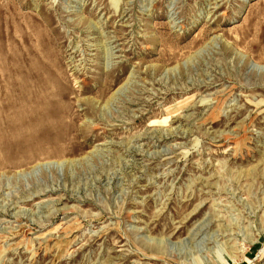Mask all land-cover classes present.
Wrapping results in <instances>:
<instances>
[{
    "label": "rangeland",
    "instance_id": "obj_1",
    "mask_svg": "<svg viewBox=\"0 0 264 264\" xmlns=\"http://www.w3.org/2000/svg\"><path fill=\"white\" fill-rule=\"evenodd\" d=\"M0 264H264V0H0Z\"/></svg>",
    "mask_w": 264,
    "mask_h": 264
},
{
    "label": "bare ground",
    "instance_id": "obj_2",
    "mask_svg": "<svg viewBox=\"0 0 264 264\" xmlns=\"http://www.w3.org/2000/svg\"><path fill=\"white\" fill-rule=\"evenodd\" d=\"M155 259V258H154Z\"/></svg>",
    "mask_w": 264,
    "mask_h": 264
}]
</instances>
